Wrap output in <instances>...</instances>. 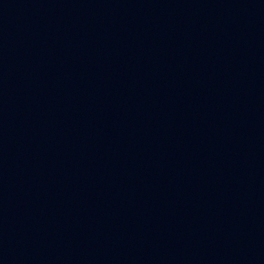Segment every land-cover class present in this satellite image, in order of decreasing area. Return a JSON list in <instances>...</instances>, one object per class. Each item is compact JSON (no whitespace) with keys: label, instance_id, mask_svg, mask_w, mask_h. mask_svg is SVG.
Masks as SVG:
<instances>
[{"label":"water","instance_id":"obj_1","mask_svg":"<svg viewBox=\"0 0 264 264\" xmlns=\"http://www.w3.org/2000/svg\"><path fill=\"white\" fill-rule=\"evenodd\" d=\"M0 264H264V0H0Z\"/></svg>","mask_w":264,"mask_h":264}]
</instances>
